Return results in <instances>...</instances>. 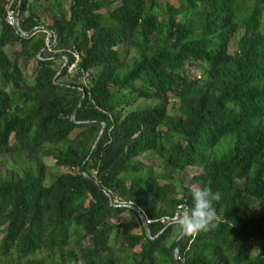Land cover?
<instances>
[{
	"label": "trees",
	"instance_id": "1",
	"mask_svg": "<svg viewBox=\"0 0 264 264\" xmlns=\"http://www.w3.org/2000/svg\"><path fill=\"white\" fill-rule=\"evenodd\" d=\"M41 1L0 0V264H264V0ZM197 187L214 227L159 222Z\"/></svg>",
	"mask_w": 264,
	"mask_h": 264
},
{
	"label": "clouds",
	"instance_id": "2",
	"mask_svg": "<svg viewBox=\"0 0 264 264\" xmlns=\"http://www.w3.org/2000/svg\"><path fill=\"white\" fill-rule=\"evenodd\" d=\"M190 206L177 211L174 223L177 231L183 235H195L215 226L217 213L214 201L220 199L219 193L209 187H197L190 191Z\"/></svg>",
	"mask_w": 264,
	"mask_h": 264
},
{
	"label": "rangeland",
	"instance_id": "3",
	"mask_svg": "<svg viewBox=\"0 0 264 264\" xmlns=\"http://www.w3.org/2000/svg\"><path fill=\"white\" fill-rule=\"evenodd\" d=\"M41 0H39V3L41 4ZM37 3V4H39ZM36 4V3H35ZM37 4L34 6L35 9H37ZM236 37H234L231 42L229 47L233 48L234 47V42H235ZM17 45H6L4 47L6 52H9L11 50L17 49ZM198 69H193L192 74H197ZM145 158L149 160L150 156L145 154ZM47 164H51L52 160L50 158L45 159ZM1 167V166H0ZM177 188L179 189V186L177 184ZM119 221L122 222L125 225V228L128 230H131L133 232H136L142 228L141 224V219L137 215V213L131 209H126L124 210L120 215H119Z\"/></svg>",
	"mask_w": 264,
	"mask_h": 264
},
{
	"label": "built area",
	"instance_id": "4",
	"mask_svg": "<svg viewBox=\"0 0 264 264\" xmlns=\"http://www.w3.org/2000/svg\"><path fill=\"white\" fill-rule=\"evenodd\" d=\"M5 21L10 25V26H14L16 28H18V20H17V15L16 13L11 9V8H7L6 10V14H5ZM46 33V43L47 40L49 39V37H52L53 34H51L49 31L45 30ZM181 210V209H180ZM177 212H175V214L172 217H161L159 219V222L162 224H166L168 222H174V218L176 216ZM144 222L145 223H149L151 222V220H149L148 218H144Z\"/></svg>",
	"mask_w": 264,
	"mask_h": 264
}]
</instances>
